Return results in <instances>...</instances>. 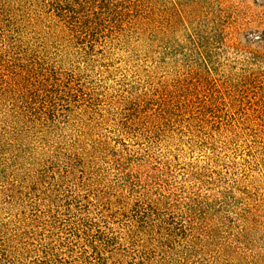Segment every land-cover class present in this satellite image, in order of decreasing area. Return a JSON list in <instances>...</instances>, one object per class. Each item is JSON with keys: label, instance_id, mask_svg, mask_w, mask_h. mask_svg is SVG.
Masks as SVG:
<instances>
[{"label": "rangeland", "instance_id": "obj_1", "mask_svg": "<svg viewBox=\"0 0 264 264\" xmlns=\"http://www.w3.org/2000/svg\"><path fill=\"white\" fill-rule=\"evenodd\" d=\"M134 9L86 58L35 0H0L6 43L82 87L42 126L18 121L0 95V225L19 215L20 191L41 169L70 158L111 201L127 194L122 174L132 170L194 219L169 264H264V0H136ZM11 253L0 264H32ZM120 258L118 246L97 263Z\"/></svg>", "mask_w": 264, "mask_h": 264}, {"label": "trees", "instance_id": "obj_2", "mask_svg": "<svg viewBox=\"0 0 264 264\" xmlns=\"http://www.w3.org/2000/svg\"><path fill=\"white\" fill-rule=\"evenodd\" d=\"M35 1L38 16L86 58L114 31L131 23L136 2ZM1 17L0 13V95L10 97L18 121L53 124L62 103L79 102L82 87L73 79H60L35 58L16 53L6 43L8 25ZM75 162L79 161L68 158L63 165L49 163L27 191H20L19 215L0 225L1 261L12 251L15 256L32 255V264H96L120 246L123 264H169L170 256L193 238L194 219H184L182 212L176 215L166 196L152 194L134 171L122 174L127 194L120 192L111 201L91 189L84 169ZM193 208L188 211L195 216Z\"/></svg>", "mask_w": 264, "mask_h": 264}]
</instances>
